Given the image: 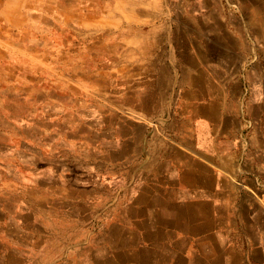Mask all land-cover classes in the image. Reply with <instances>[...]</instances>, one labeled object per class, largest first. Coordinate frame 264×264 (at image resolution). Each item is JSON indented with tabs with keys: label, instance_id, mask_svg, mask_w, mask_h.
Segmentation results:
<instances>
[{
	"label": "crops",
	"instance_id": "0c3cea01",
	"mask_svg": "<svg viewBox=\"0 0 264 264\" xmlns=\"http://www.w3.org/2000/svg\"><path fill=\"white\" fill-rule=\"evenodd\" d=\"M86 3L0 0V264H264V0Z\"/></svg>",
	"mask_w": 264,
	"mask_h": 264
},
{
	"label": "rangeland",
	"instance_id": "374dc122",
	"mask_svg": "<svg viewBox=\"0 0 264 264\" xmlns=\"http://www.w3.org/2000/svg\"><path fill=\"white\" fill-rule=\"evenodd\" d=\"M65 1H69V0H65ZM87 1V3H86V5L87 6H91V7H93V6H95L96 7V5H97V0H86Z\"/></svg>",
	"mask_w": 264,
	"mask_h": 264
}]
</instances>
